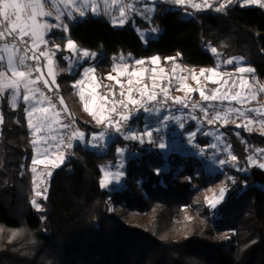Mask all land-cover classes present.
I'll return each instance as SVG.
<instances>
[{"label": "trees", "instance_id": "trees-1", "mask_svg": "<svg viewBox=\"0 0 264 264\" xmlns=\"http://www.w3.org/2000/svg\"><path fill=\"white\" fill-rule=\"evenodd\" d=\"M216 6L191 11L158 0L149 21L135 16L115 28L104 14H89L51 36L61 50L70 40L94 54L97 75L126 55L210 69L215 66L210 46L225 58L241 57L264 80V9L237 0L222 10ZM185 11L191 15L185 17ZM133 25L141 30L152 25L160 34L143 44ZM24 109L22 102L11 109L0 100V264H264V169L248 164L250 145L264 153V135L220 127L234 161L227 177L204 172L196 157L146 151L117 135L104 151L79 143L72 159L50 176L35 209ZM142 116L130 121L137 133L143 132ZM79 130L85 141L99 131L85 124ZM207 130L195 137L204 149ZM117 146L139 156L127 161L123 189L110 193L101 180L103 168L118 161ZM219 183L226 195L212 214L208 193Z\"/></svg>", "mask_w": 264, "mask_h": 264}, {"label": "crops", "instance_id": "crops-1", "mask_svg": "<svg viewBox=\"0 0 264 264\" xmlns=\"http://www.w3.org/2000/svg\"><path fill=\"white\" fill-rule=\"evenodd\" d=\"M163 1L172 3L170 1ZM80 2L81 0H75V3ZM84 2L89 5V7L83 8L85 14L81 16V9L70 8L69 10L72 11V16L69 17L65 15L61 18L64 25L67 26L66 23L68 21L74 22L76 20H81L89 14L93 16L104 14L110 23L112 20L120 21L122 18L120 15V7L123 5L119 0H84ZM93 3L97 5L95 13L90 7ZM149 3L150 0H141L130 8L124 6L125 15L127 14L128 19L129 15L131 17L143 15L147 12V5ZM61 7L63 8V5H61ZM46 10L50 9L46 8ZM42 19L46 20L49 24L57 23L54 17H43ZM67 29L68 27L65 30L63 26L51 27L46 32H42L41 38L37 40L33 49L37 48L39 45L44 47L42 52L47 55H41L40 52L43 63V75L51 86L58 89L67 110L79 120L87 122L103 120L112 114L114 104L111 100V94L108 93L107 95H103L100 93L101 86L107 84L114 85L117 93L121 96L117 103L121 109L122 115L126 113L129 105L134 104L131 101L141 102L143 99L160 95L166 101L181 103V95L184 93L183 91L186 90L185 87L193 85L196 87L194 92L197 93L198 88L204 90L202 89L201 81H206L210 69H207L208 72H205L202 77L201 68L187 67L188 69H185L186 67L184 66L177 67L179 63L174 58L162 59L159 56H153L146 59L132 60L128 55L119 56L112 59L111 69L108 73L97 75L93 64L96 58L94 54H90L87 51L88 55H83L85 51L77 48L74 42L70 40L66 41L64 50H61L59 44L55 41L54 37L51 36V33L54 31L62 30L66 33ZM69 42H73L74 47H70ZM10 54L11 53L8 52L3 54L5 57V64ZM59 55H61V58ZM137 61H143V63H136ZM11 91V89H6L3 93H0V100L4 98L11 109H16L20 102L24 105L25 119L32 137L31 144L33 147V156L30 165L32 182H34V175L40 178L43 177L44 179L48 176L49 180L52 173L65 162L63 156V126L60 116L42 99L39 92L32 97L30 102L26 103L22 99L24 90L21 89L20 98L16 101V106L13 107L12 97L10 95ZM33 105L37 108L47 109L46 113L33 112L32 115L29 116V110ZM125 105H127V107H125ZM162 112L163 110H148L143 114L144 128L153 125L158 119L157 114H162ZM174 114H176L175 117L178 118L179 113L174 111ZM42 117L45 118L42 119ZM30 120L31 126L29 123ZM165 125L166 124H161V127H165ZM135 126L136 125H130V129L133 127L135 128ZM82 133L85 136L84 132L81 130H79L77 134L76 141L78 144L81 143L96 151H104L106 149L104 140L107 138L111 141L114 138L99 130L97 133L91 134L85 142L87 144H85L81 142L82 137H84ZM117 136L125 141H140L144 143V141H141L137 137L133 139L128 138L129 135H127V130L118 133ZM172 137L175 136L170 133V139L174 140L176 138ZM177 138L182 140L180 135H178ZM163 144L167 146L169 143L166 141V143ZM34 161L36 162L34 163Z\"/></svg>", "mask_w": 264, "mask_h": 264}, {"label": "rangeland", "instance_id": "rangeland-1", "mask_svg": "<svg viewBox=\"0 0 264 264\" xmlns=\"http://www.w3.org/2000/svg\"><path fill=\"white\" fill-rule=\"evenodd\" d=\"M157 1L158 0H150V3L147 5V12H145L143 15H138L137 17L147 21L151 20V18L154 16L155 3ZM165 1H170L177 6H188L191 11H202L208 9L215 3H217L216 9L222 10L229 2L233 0ZM237 2L241 6H259L264 9V0H237ZM197 5L199 7H197ZM190 15V11H185V17H189ZM130 18L131 16L129 15V19ZM121 20L124 22L120 23ZM127 20L128 17L126 14L120 19V21L112 20L111 24L113 27L119 28L123 27ZM133 27L135 28V31L143 44H145L150 39H156L160 34V30L152 25L146 30H141L134 25ZM72 45H74L73 42ZM83 51L87 52L86 50ZM208 51L214 59L215 66L210 68V70L214 71H210L206 81H201L202 89L204 90L198 88L197 93L194 92L196 87L189 85V89L188 87H185L187 91L184 90V93L181 95V101L188 102L191 107L183 112L177 110L179 113L178 118L175 117V110H170L167 112L166 110H163L162 114H157L158 119L153 123V125L146 128L143 127L142 133H137V130L134 127L130 129L129 123L127 135L132 137L133 134H135V137L139 138L141 141H144V143L139 141V144L143 150H156L164 154L176 153L185 157H196L202 162V168L204 172L210 174L222 173L224 177H227L228 174L226 169L233 168L234 161L232 159L229 146L227 145L226 137L221 132L220 127L224 125H232L236 128L241 127L246 131L257 132L261 135H264V114L258 115L255 112L249 111V109L258 108L261 109L262 113H264V91H261V89H264V80L258 79L254 74L253 68L246 66L244 60L241 57L234 56L225 58L210 46L208 47ZM177 67H182V65L177 64ZM185 69L188 68L186 67ZM241 69H244V71H241ZM248 69H251V71H248ZM201 70H205L204 73L208 72V70L204 68H201ZM225 81H227V83H225ZM213 90H217L215 92L217 97L216 99L204 100L201 97V92L207 96H210L213 94ZM225 93H227L228 98L222 99V97L225 96ZM237 93H239V97H237ZM253 96L255 99H253ZM244 97L248 98L247 102L243 104L239 103L238 100ZM251 103L253 104L251 105ZM232 108L241 109L244 112V115L241 116L236 112H228V110ZM205 110L207 111V115H205ZM217 116L218 118L214 119V117ZM249 120H252V123L249 124ZM1 122L2 116L0 112V126ZM216 123H218L220 126L215 127L214 125ZM161 124L166 125L165 127H161ZM189 125H193L194 128H189ZM206 126L208 127L206 132L209 139V145L206 149H204L196 142L195 137L196 134ZM149 132L151 133V137L145 135V133ZM170 133L176 137H172L175 138L174 140L169 138ZM178 135L181 136L182 140L177 138ZM82 136H84L83 133ZM166 141L169 143L167 146L163 144L166 143ZM81 142H86L84 137H82ZM109 142L110 139L106 138V140H104L106 147L108 146ZM161 144H163L165 147L161 148ZM249 149V166H259L264 169V153L260 148H256L252 145L249 146ZM117 154L118 161L114 165L108 164L103 168V178L101 183L103 181V188H105L110 193L118 192L123 189L127 161L138 157L139 151L133 152L128 149L127 146H117ZM33 181L34 191L32 205L35 209H38L39 207L35 205L39 206V200L45 197L49 180L48 176L46 179H44L43 177L40 178L34 175ZM225 195L226 186L223 183H219L209 189L208 198L210 199L208 206L212 214L216 206L224 200ZM33 201H35V205L33 204ZM109 206L111 210L115 208L112 203H110Z\"/></svg>", "mask_w": 264, "mask_h": 264}, {"label": "snow or ice", "instance_id": "snow-or-ice-1", "mask_svg": "<svg viewBox=\"0 0 264 264\" xmlns=\"http://www.w3.org/2000/svg\"><path fill=\"white\" fill-rule=\"evenodd\" d=\"M61 5H63V8ZM87 7H89V5L85 3L84 0H81L80 3H75V0H0V41H4V43L0 45V93H3L6 89L12 90L10 95L12 97L13 107L16 106V101L20 98L21 89L24 90L22 99L26 103L30 102L37 92H40V89L35 87L40 77H33L32 75L34 71L39 72L40 69L29 64L27 61L39 59L34 53L31 56H29L28 53L33 51V47L37 40L41 38L42 32H46L51 27L60 26H63L66 30L67 26L63 24L61 18L65 15L69 17L72 16V11L69 9L79 8L81 9L80 15L83 16L85 14L83 8ZM90 7L95 13L97 5L93 3ZM127 7H132V5H128ZM197 7L199 6L197 5ZM46 8L50 10H46ZM120 15L121 17L125 15L124 6L120 7ZM43 17H54L57 23L49 24L46 20L42 19ZM123 22V20L120 21V23ZM25 37H28V39H25ZM69 46L74 47L71 42H69ZM6 52L11 54L7 57V62L5 64V57L3 54ZM41 55L47 54L41 52ZM83 55L87 56L88 53L84 52ZM136 63H143V61H137ZM204 71L205 70H201V75L204 74ZM241 71H244V69H241ZM248 71H251V69H248ZM225 83H227V81H225ZM44 85L47 86L48 81L45 80ZM216 91L217 90H213V94L210 96L201 92V97L204 100L216 99ZM261 91H264V89H261ZM236 95L239 97V93ZM152 98L154 99V97ZM223 98H228L227 93H225L222 99ZM247 99V97H244L239 99L238 102L243 104L247 102ZM253 99H255L254 96ZM131 102L135 103V101ZM61 103H63L62 98ZM125 107H127V105H125ZM46 111L47 109L45 108H37L33 105L29 110V116H31L33 112L46 113ZM249 111L255 112L258 115L264 114L261 112V109L258 108L249 109ZM228 112H236L241 116L244 115V112L239 108L229 109ZM205 115H207L206 110ZM43 118L45 117H42V119ZM215 118H218V116L214 117V119ZM123 119H127V117L125 116ZM99 122L100 121H98V123ZM29 123L31 126V120ZM114 123L119 124L118 121ZM248 123H252V120H249ZM65 127H67V125H65ZM119 130V127H117V131ZM145 135L151 137L150 132L145 133ZM128 138H135V134ZM160 147L163 148L164 145L161 144ZM35 162L36 161H34V163ZM157 172H159V170H157ZM33 204L35 205V201H33ZM35 206L39 207L38 205ZM13 235H15V233Z\"/></svg>", "mask_w": 264, "mask_h": 264}, {"label": "built area", "instance_id": "built-area-1", "mask_svg": "<svg viewBox=\"0 0 264 264\" xmlns=\"http://www.w3.org/2000/svg\"><path fill=\"white\" fill-rule=\"evenodd\" d=\"M120 3L127 7L128 5H136L141 0H119ZM25 39H28L25 37ZM4 41H0V45H2ZM44 50L42 45H39L37 48L33 49L28 53L29 56L35 54V56L39 57L38 60H29L27 61L29 64L34 65L40 69L39 72H33V77H40V80L37 82L35 87L40 89V95L42 99L52 107L60 116L62 126H63V156L65 161H69L72 159L75 147L78 144L76 141L77 134L79 132V126L82 124L91 126L93 128H97L103 133L111 136H116L118 133L125 132L128 129L129 123L132 119L139 115L145 114L148 110H179L184 111L191 107L188 102L181 103H172L170 101H166L162 98V96L157 95L153 98L143 99L141 103H134L127 107V111L124 115H122L121 109L117 103V101L121 98V96L117 93L116 87L112 84L103 85L100 88V93L103 95L111 94V100L114 104V109L112 114L103 120H93V121H83L74 117L61 103V96L55 87L51 86L48 82V85H44V81L46 80L43 75V63L40 57V52ZM47 81V80H46ZM136 97V96H135ZM138 98V95H137ZM127 117V119H123V117ZM98 121H100L98 123ZM119 122L116 124L114 122ZM67 125V127H65ZM117 127H119V131H117ZM75 133V135H74Z\"/></svg>", "mask_w": 264, "mask_h": 264}]
</instances>
